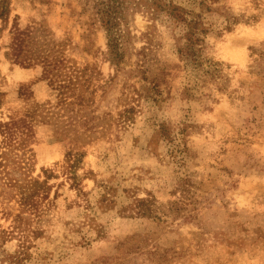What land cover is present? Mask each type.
<instances>
[{"label": "rangeland", "instance_id": "rangeland-1", "mask_svg": "<svg viewBox=\"0 0 264 264\" xmlns=\"http://www.w3.org/2000/svg\"><path fill=\"white\" fill-rule=\"evenodd\" d=\"M163 1L197 56L138 14L119 68L85 0H0V264H264V0ZM62 57L83 107L43 78Z\"/></svg>", "mask_w": 264, "mask_h": 264}, {"label": "trees", "instance_id": "trees-1", "mask_svg": "<svg viewBox=\"0 0 264 264\" xmlns=\"http://www.w3.org/2000/svg\"><path fill=\"white\" fill-rule=\"evenodd\" d=\"M210 1L216 2L218 0ZM85 8L86 11L91 12L94 22L98 23L105 30L108 40L109 56L113 65L119 68L126 59L128 46L134 37L131 31V24L136 21L138 14L147 16L152 22H157L162 14L166 13L171 21L179 24V27L183 25L182 27L185 32L182 34L181 40L184 39L185 43L181 46L180 53L187 61L197 56L198 51L196 47L201 41L200 35L206 33L204 26L201 27L202 24L195 20H188L177 9L167 5L163 0H85ZM26 36V32L20 31L19 29L16 30L15 38L11 46L13 51L12 56L16 62H18L23 52ZM146 55L145 53V62L147 60ZM145 62L143 61V63ZM41 64L44 68L43 78L49 82L53 90L58 92L62 106H71L73 104L81 107L85 106V98L76 93L80 87L79 84L85 85L87 83V80H84L83 77L84 71L72 69L67 65V60L63 57L59 59L45 58L41 61ZM144 67L143 65L140 67L144 70L142 72L143 74L146 73ZM151 84L153 85V89H156L160 83L158 80H153ZM72 98L76 100V103L70 101ZM14 126H16V123L5 124L3 127V133L7 137H10L11 140L17 134L16 131H13ZM71 155L69 154V161H71ZM74 167L75 161L70 166L71 171L69 174L73 179H75ZM32 184L31 187L22 188L20 202L24 208L37 209V202L35 200L39 194L37 186L41 185L38 181H34ZM7 234L8 236H13L14 231L8 232ZM21 239H25L22 234ZM21 244L24 250L25 243L22 242ZM10 262L13 261L10 260Z\"/></svg>", "mask_w": 264, "mask_h": 264}]
</instances>
